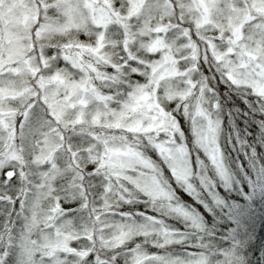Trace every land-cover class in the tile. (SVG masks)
Listing matches in <instances>:
<instances>
[{
  "label": "snow or ice",
  "instance_id": "obj_1",
  "mask_svg": "<svg viewBox=\"0 0 264 264\" xmlns=\"http://www.w3.org/2000/svg\"><path fill=\"white\" fill-rule=\"evenodd\" d=\"M258 220L264 0H0V264H264Z\"/></svg>",
  "mask_w": 264,
  "mask_h": 264
},
{
  "label": "trees",
  "instance_id": "obj_2",
  "mask_svg": "<svg viewBox=\"0 0 264 264\" xmlns=\"http://www.w3.org/2000/svg\"><path fill=\"white\" fill-rule=\"evenodd\" d=\"M257 223H259V224H257ZM256 228L261 230V231H264V226L261 225V222L259 220L256 222ZM260 255H264V252H261Z\"/></svg>",
  "mask_w": 264,
  "mask_h": 264
},
{
  "label": "rangeland",
  "instance_id": "obj_3",
  "mask_svg": "<svg viewBox=\"0 0 264 264\" xmlns=\"http://www.w3.org/2000/svg\"><path fill=\"white\" fill-rule=\"evenodd\" d=\"M185 198H187V197H185ZM257 224H259V223H257Z\"/></svg>",
  "mask_w": 264,
  "mask_h": 264
}]
</instances>
